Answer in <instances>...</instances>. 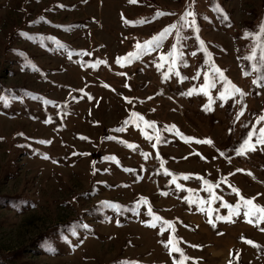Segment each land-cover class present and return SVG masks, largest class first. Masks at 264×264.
Wrapping results in <instances>:
<instances>
[{
    "label": "rangeland",
    "instance_id": "1",
    "mask_svg": "<svg viewBox=\"0 0 264 264\" xmlns=\"http://www.w3.org/2000/svg\"><path fill=\"white\" fill-rule=\"evenodd\" d=\"M261 25L264 0H0V264H264V220L217 219L233 188L264 206V144L236 151L264 127Z\"/></svg>",
    "mask_w": 264,
    "mask_h": 264
},
{
    "label": "snow or ice",
    "instance_id": "2",
    "mask_svg": "<svg viewBox=\"0 0 264 264\" xmlns=\"http://www.w3.org/2000/svg\"><path fill=\"white\" fill-rule=\"evenodd\" d=\"M133 2H134V0H133ZM217 11L223 15V18L225 20L228 19L227 14L223 13L222 9L217 8ZM160 14L161 13H158V15H160ZM185 16H192L193 19L191 21L184 20L183 24L180 27H192L198 33L199 28L196 26V23H195V13L194 12H187V13H185ZM173 29H177V33L179 36V28L177 27V25L176 24L168 25L158 35H154L151 38V40L146 41L143 47H141L140 45H137V48L139 50L137 54L142 55L144 53H147L149 51H153L156 48L160 47L163 40L171 33V31ZM260 29H261V33L264 34V25H261ZM22 35L27 36V33H22ZM248 35H249V33L246 31L245 36L247 37ZM197 40L199 41V43L201 45H203V41L199 39L198 35H197ZM208 55L209 54L205 50V59L206 60L208 58ZM244 59L250 61L252 63L253 70H255L258 67L257 48L254 47L252 52L248 56L244 57ZM117 62H119V61H117ZM259 64H264V45L260 46ZM209 72L215 73L216 77L220 81H223L226 85L224 92L221 94V97H220L221 99H224L227 94L234 95L236 93H239L240 96L245 95V93L240 88L236 87L234 84H231V81H229L227 79V77L224 76L222 70L219 69L218 67H216L214 65V63L211 64V66L209 67ZM245 74L247 75L248 73H245ZM259 80L264 81V76L259 77ZM253 83H258V80H254ZM214 86H215V80L210 81L208 74L205 73V86L204 87H214ZM228 86H230V89H231L230 93H228ZM191 93H192V90L190 89L187 93H182V95H184V94L191 95ZM205 107L207 109V106H205ZM242 111L243 110H241V114H242ZM260 121H264V115H261L258 117L257 123H259ZM254 135L257 136L256 143L264 144V127H261L259 129V134H257L256 125H253L252 129L250 131H248L247 137L243 140V143L241 144L240 148L237 149L236 151L238 153H240L242 150L247 151V150H249V146L251 147V150H254L255 145L254 144L250 145V141ZM185 139L188 141H191L193 138L187 137ZM47 142L48 141H41V143H47ZM206 142L209 144L212 143L211 140H207ZM237 171H242V170L238 169ZM165 174H168V173L166 172ZM184 178L187 179L189 177L185 176ZM182 187L183 186L181 184H179V183L176 184L177 189H180ZM232 190L237 193V195L239 196V200L237 201V203L235 205H229L225 202V204L222 206H227L229 208L228 215L227 216H217V219H222V220H226V221L230 220L233 215L239 216L241 213V210H243V215L248 220L249 223H253V219L251 218L253 216L256 217V222H259L260 220H264V206H260V205H257L256 203H254V198H245L244 196H240L238 189L233 188ZM217 198H219V197H217ZM103 206L114 208V210L117 213H120L122 210V207H123L121 205H114L112 202H103ZM136 211L138 214V210H136ZM149 214L151 215V212H149ZM209 222L212 223L211 220ZM117 223L119 224V220H117ZM150 226H155V225H150ZM85 227H87V226H85ZM247 242L250 244H254V242L251 240H249ZM162 243L165 244V247H168V245L171 243V240L162 241ZM170 252H171V249H170ZM181 255H183L182 250H181ZM120 264H136V262H134V261H121ZM174 264H182V262L174 261Z\"/></svg>",
    "mask_w": 264,
    "mask_h": 264
},
{
    "label": "trees",
    "instance_id": "3",
    "mask_svg": "<svg viewBox=\"0 0 264 264\" xmlns=\"http://www.w3.org/2000/svg\"><path fill=\"white\" fill-rule=\"evenodd\" d=\"M7 198H0V203H6ZM11 201H14V198L11 199Z\"/></svg>",
    "mask_w": 264,
    "mask_h": 264
}]
</instances>
